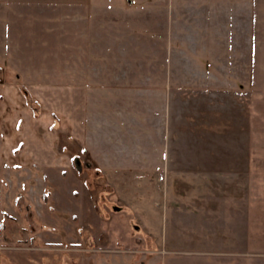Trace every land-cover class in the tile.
<instances>
[{
    "label": "rangeland",
    "instance_id": "rangeland-1",
    "mask_svg": "<svg viewBox=\"0 0 264 264\" xmlns=\"http://www.w3.org/2000/svg\"><path fill=\"white\" fill-rule=\"evenodd\" d=\"M73 1L0 0V83L114 84L143 120L162 107L159 69L170 68L172 168L202 189L201 218L186 224L198 235L169 238L168 207L140 186L45 170L43 187L14 182L0 264H264V0H172L170 11L133 0L116 13L98 0L73 13Z\"/></svg>",
    "mask_w": 264,
    "mask_h": 264
},
{
    "label": "crops",
    "instance_id": "crops-1",
    "mask_svg": "<svg viewBox=\"0 0 264 264\" xmlns=\"http://www.w3.org/2000/svg\"><path fill=\"white\" fill-rule=\"evenodd\" d=\"M98 1L94 7L103 13L120 12L124 7L128 11L135 4L133 0ZM91 2L74 0L66 7L73 13L93 12ZM30 6L23 5L22 9L29 10ZM171 7L172 0H169V11ZM55 8L51 10L59 12ZM170 73V68L159 69V76L168 77L158 86L163 95L162 107L156 104L143 120L133 115L137 110L134 103L121 105L118 102L114 84L105 86L104 92V86L93 89L94 84H43L34 80L0 83V238L11 233L5 228L6 221H15L11 208V200L16 195L13 190L19 183L28 181L41 184L30 188L43 187L46 182L43 176L47 181L52 178L45 170L61 172L63 176L65 171L71 170L74 179L83 170H93L102 174L109 188L140 186L146 189L147 198L152 197L154 203L160 200L168 207L171 222L169 231H165L169 238L197 236L195 226L188 228L186 224L201 218L197 215L203 210L198 207V203L203 202L202 189L199 193L198 187H191L192 180L183 176L181 165L179 169L172 168L171 128L165 95L170 88ZM22 76L32 77L34 73ZM93 91L99 93L98 103L90 98ZM93 103L99 104L102 116L92 114ZM36 172L43 174L38 176ZM24 174L28 177H22ZM124 174L136 177V182L127 183L122 179ZM139 174L142 179L138 178ZM50 193L55 200L58 198L57 193ZM190 195L192 197L188 198ZM149 226L151 229L150 223ZM243 229L244 226L240 227V232Z\"/></svg>",
    "mask_w": 264,
    "mask_h": 264
}]
</instances>
